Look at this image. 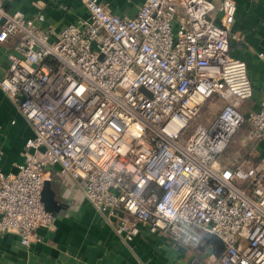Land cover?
Segmentation results:
<instances>
[{
  "label": "built area",
  "instance_id": "2783aa9c",
  "mask_svg": "<svg viewBox=\"0 0 264 264\" xmlns=\"http://www.w3.org/2000/svg\"><path fill=\"white\" fill-rule=\"evenodd\" d=\"M82 1L89 16L52 40L41 10L0 0V41L16 37L0 85L33 128L17 170L0 167V233L28 245L52 223L42 191L58 164L127 242L142 226L186 245L203 231L223 241L220 263L264 264V152L225 158L246 120L264 140V101L238 106L254 88L230 50L236 1L145 0L134 16ZM211 97L226 103L186 134Z\"/></svg>",
  "mask_w": 264,
  "mask_h": 264
},
{
  "label": "crops",
  "instance_id": "0c3cea01",
  "mask_svg": "<svg viewBox=\"0 0 264 264\" xmlns=\"http://www.w3.org/2000/svg\"><path fill=\"white\" fill-rule=\"evenodd\" d=\"M6 0L8 9L21 8L32 15L41 10L46 19L40 25L53 27L52 40L68 23L89 16L82 0ZM113 12L134 16L145 0H101ZM217 3L219 0H215ZM236 19L230 34L232 55L247 62L254 94L238 106L242 112L258 110L264 101V0H235ZM15 36L0 41V74L7 73L9 54L14 50ZM209 111L217 115L225 100L207 99ZM201 107V109H202ZM208 117V118H209ZM33 135L31 123L19 106L0 85V167L15 171L25 159L26 140ZM261 151L264 152V144ZM225 158L231 164L233 155ZM51 182L59 202L58 213L49 225L36 229L30 244L21 241L14 230L0 233V264H222L217 257L224 243L216 235L201 231L197 245H186L163 231L152 232L142 226L133 240L127 242L116 233L112 224L85 196L79 181L62 173L60 166L48 167Z\"/></svg>",
  "mask_w": 264,
  "mask_h": 264
},
{
  "label": "rangeland",
  "instance_id": "374dc122",
  "mask_svg": "<svg viewBox=\"0 0 264 264\" xmlns=\"http://www.w3.org/2000/svg\"><path fill=\"white\" fill-rule=\"evenodd\" d=\"M210 115H212V112L209 111L208 101V103H206L200 110L199 115L192 120L186 134H189L198 122L205 121ZM262 144H264V140L256 135H252V125L246 120L235 134L229 147L226 149L225 154H228L229 156L233 155L241 161L250 159L257 162L263 153L261 151Z\"/></svg>",
  "mask_w": 264,
  "mask_h": 264
},
{
  "label": "water",
  "instance_id": "95a60500",
  "mask_svg": "<svg viewBox=\"0 0 264 264\" xmlns=\"http://www.w3.org/2000/svg\"><path fill=\"white\" fill-rule=\"evenodd\" d=\"M55 191L52 188L51 182L50 181H46L43 191H42V199L45 203L46 208L53 212V214H57L58 213V206H59V202L56 199L55 196Z\"/></svg>",
  "mask_w": 264,
  "mask_h": 264
}]
</instances>
